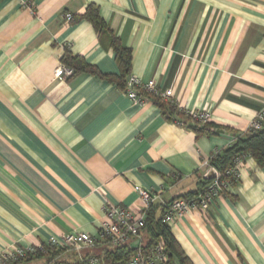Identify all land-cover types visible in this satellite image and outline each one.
<instances>
[{
	"label": "crops",
	"instance_id": "obj_1",
	"mask_svg": "<svg viewBox=\"0 0 264 264\" xmlns=\"http://www.w3.org/2000/svg\"><path fill=\"white\" fill-rule=\"evenodd\" d=\"M90 5L132 51L129 76L209 114L216 135L130 100L107 35L64 19ZM66 51L109 77L58 78ZM263 110L264 0H0V255L98 238L106 207L141 213L140 189L160 214L197 190L205 163ZM170 231L191 264H264V169L247 158L237 184ZM101 241L92 251L111 248ZM87 251L55 259L77 264Z\"/></svg>",
	"mask_w": 264,
	"mask_h": 264
},
{
	"label": "trees",
	"instance_id": "obj_2",
	"mask_svg": "<svg viewBox=\"0 0 264 264\" xmlns=\"http://www.w3.org/2000/svg\"><path fill=\"white\" fill-rule=\"evenodd\" d=\"M81 19L91 23L99 35L103 33L107 35L110 41V47L115 54L116 62L121 71V76L116 79V82L125 93V79L130 75L132 67V51L124 47L120 39L112 33L106 23L101 19L99 9L95 5H90L82 16H73V22ZM61 64L72 69L74 71L73 76L78 74H91L102 78L109 77L102 75L95 67L86 63L83 58L73 56L68 51L62 57ZM135 90L140 97L148 99L157 105L168 121L185 126L197 136H213L217 134L218 129H221L220 126L214 123H210L209 121L203 122L195 118L193 116L194 112L180 108L174 101L165 100L140 88H136ZM247 158L253 159L260 168L264 169V125L261 130H249L244 135L235 134L233 144L226 149L215 152L207 161V164L204 165L207 175L205 174L204 177L199 179L197 190L177 199L190 200L201 194H205L215 182L216 177H219V180L222 182L229 183V185L237 184L239 178L235 174H229V172L235 168L237 160L240 159L244 162ZM224 192L221 191L220 196ZM166 208L167 206L158 214L153 204L146 212V224L141 233L142 243L140 249H134L130 245L113 247L108 241L102 240V243L109 244L111 248L104 249L100 252L87 251L83 259L77 264H85L87 259L92 256L99 258L103 264H126L134 259L138 253H141L143 256H148L151 250L160 243H163L167 250V262L164 264H175L173 262L174 258L177 259L178 264H191L171 234L170 227L163 223ZM64 251L70 250L46 248L44 252L29 255L14 264L27 263L40 259H46L48 263L52 264H68L66 262L53 261L56 256H59Z\"/></svg>",
	"mask_w": 264,
	"mask_h": 264
},
{
	"label": "built area",
	"instance_id": "obj_3",
	"mask_svg": "<svg viewBox=\"0 0 264 264\" xmlns=\"http://www.w3.org/2000/svg\"><path fill=\"white\" fill-rule=\"evenodd\" d=\"M64 19L66 22H73V16L65 14ZM74 75V71L68 67L62 65L57 72V76L60 79H67ZM136 88H140L148 93L159 96L165 100L172 101V92L160 91L154 82L143 83L140 79L129 76L126 80V92L125 94L130 98L134 104H141L146 99L140 97ZM193 116L203 122L210 120V115L206 113L194 112ZM264 125V110L259 112L255 120L251 124L250 130H261ZM244 162L242 160L236 161V166L229 174H235L239 178V170ZM207 164V162L205 163ZM229 187V183H225L216 177L215 182L210 187L209 191L205 194H201L194 199H177L167 205L166 212L163 217V223L171 227L181 217L188 215L195 211L208 210L213 202L220 197L221 191H226ZM139 196L143 202V210L140 214H135L132 211L122 207H106L105 220L100 225L98 232V238L91 237L85 233L68 234L62 236L59 239H52L49 243V248L55 249H68L73 251L93 250L98 245V239L108 241L113 247L130 245L134 249H140L142 243L141 233L146 224V212L151 205L154 204L157 196L146 190L140 189L138 191ZM46 248L36 249L33 247L11 248L0 255V264H14L17 261L26 258L29 255H33L38 252H44ZM167 262V250L163 243L157 245L151 250L148 256H143L141 253L126 264H164ZM52 264V263H46ZM85 264H103L97 257H90Z\"/></svg>",
	"mask_w": 264,
	"mask_h": 264
},
{
	"label": "rangeland",
	"instance_id": "obj_4",
	"mask_svg": "<svg viewBox=\"0 0 264 264\" xmlns=\"http://www.w3.org/2000/svg\"><path fill=\"white\" fill-rule=\"evenodd\" d=\"M70 252H71V255H72V256H74V255H76V254H81V255L83 254V252H78V251H73V250H70ZM53 261H58V260L55 259V260H53ZM45 262L48 263L47 261H45ZM46 263H45V264H46Z\"/></svg>",
	"mask_w": 264,
	"mask_h": 264
}]
</instances>
